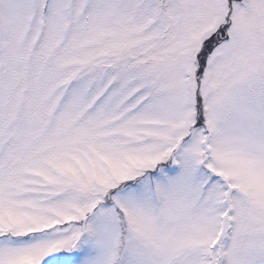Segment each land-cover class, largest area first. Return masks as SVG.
Instances as JSON below:
<instances>
[{
  "label": "snow or ice",
  "instance_id": "obj_1",
  "mask_svg": "<svg viewBox=\"0 0 264 264\" xmlns=\"http://www.w3.org/2000/svg\"><path fill=\"white\" fill-rule=\"evenodd\" d=\"M0 264H264V0H0Z\"/></svg>",
  "mask_w": 264,
  "mask_h": 264
}]
</instances>
